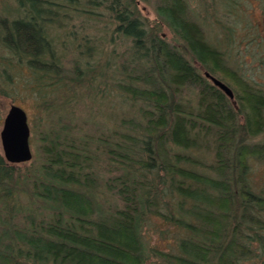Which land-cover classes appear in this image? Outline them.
<instances>
[{"label":"trees","instance_id":"trees-1","mask_svg":"<svg viewBox=\"0 0 264 264\" xmlns=\"http://www.w3.org/2000/svg\"><path fill=\"white\" fill-rule=\"evenodd\" d=\"M222 1L238 12L246 0ZM16 3L18 15L0 13V46L26 62L33 88L60 94L48 101L56 117L41 132V162L23 171L0 154V264H243L260 257L264 194L253 188L249 166L264 160V139L252 140L264 133V85L228 64L187 0H157L153 17L142 15L139 0ZM73 20L102 26L106 39L78 32ZM73 38L78 57L65 64ZM0 59L8 80L12 59ZM197 62L226 80L233 98ZM92 93L120 95L125 107L113 117L76 115L72 97ZM154 216L179 230L174 250L147 242L144 228Z\"/></svg>","mask_w":264,"mask_h":264},{"label":"rangeland","instance_id":"rangeland-1","mask_svg":"<svg viewBox=\"0 0 264 264\" xmlns=\"http://www.w3.org/2000/svg\"><path fill=\"white\" fill-rule=\"evenodd\" d=\"M210 1L212 0H187L190 12L193 17L203 25L207 37L219 43L221 49L226 52L228 64L243 73L244 76L254 82L255 85L263 86L264 0H246L240 7L243 8L238 9V12L227 11L228 9L224 8L225 3H223L222 0H214L213 3ZM156 2L157 0H148L147 3H144L142 0H139V8L142 15L153 17ZM20 11L16 0H0L1 14L8 15L10 18L18 15ZM80 19L81 17L78 18L79 21ZM78 20L77 22L73 20V22H75L74 28H78V32H85V34L87 32L89 34L95 32L102 40L106 39L105 29L102 28V26L99 27L100 29L95 27V30H93V28L89 29V27L84 25L83 28H80L81 23ZM89 24H91V22H89ZM228 26L232 27L229 36L226 34V28ZM61 30H63V28ZM56 31L58 32V30L54 28V32H52L54 36H57ZM164 33L168 40L173 41L181 47V41L178 40L175 42L172 33L167 27L164 28ZM65 39L67 40V38ZM56 44H58V41ZM106 45L107 44L104 43L102 48H106ZM116 47L119 50L122 49L120 43H118ZM63 50L65 64H68L69 60L78 57V51L74 48V38L73 44L67 42ZM1 55L12 59L8 50L2 46H0V56ZM80 57L84 59L85 55L82 54ZM11 61V66L8 65L7 67L11 75L8 80H5L3 67L6 65L5 62L0 59V131L3 127L4 117L12 104L18 105L25 110L30 127L29 144L32 156L26 161H12L25 171L26 167L32 168L34 165H38L41 162L42 154L39 148L41 143L40 135L51 126H54V118L56 117L54 103L50 105L48 101L52 98L56 99L60 92L54 88V90L33 88V84L31 83L33 79L27 68L26 62L22 61L19 65L14 59ZM197 66L202 72H205V69L198 62ZM215 76L227 83V81L219 75L215 74ZM77 96L78 94L74 95V98L72 97V100H75L74 103H76V115L82 110L85 111L87 115L92 112L99 114V116L103 118L106 116L113 117L114 114L125 107V101L120 95L106 94L102 96L92 93L89 94V98L82 97L81 100H78ZM43 99L46 102L44 106L42 105ZM55 102H59V100H55ZM88 103L89 105H87ZM127 108H130V106H127ZM82 111L80 113H82ZM96 119L100 118L96 117ZM263 139L264 133L257 135L252 140ZM0 154L6 158L1 138ZM249 171L253 188L264 194V160L252 159L250 161ZM144 234L149 244L155 245L163 250H174L176 236H178L179 230L175 226L167 224L161 217L154 216L145 225ZM258 250L260 251L261 249L259 248ZM261 254L260 257L256 256L253 259H248L243 264H264V251H262ZM152 264L162 263L160 261H153Z\"/></svg>","mask_w":264,"mask_h":264},{"label":"water","instance_id":"water-1","mask_svg":"<svg viewBox=\"0 0 264 264\" xmlns=\"http://www.w3.org/2000/svg\"><path fill=\"white\" fill-rule=\"evenodd\" d=\"M204 73L229 98H233V90L226 82L208 71ZM29 135L30 127L25 110L18 105L12 104L4 117L3 127L0 131L2 147L7 160L26 161L31 158Z\"/></svg>","mask_w":264,"mask_h":264}]
</instances>
